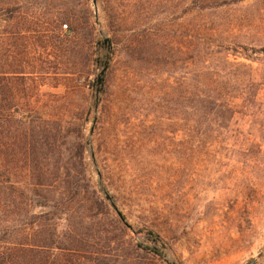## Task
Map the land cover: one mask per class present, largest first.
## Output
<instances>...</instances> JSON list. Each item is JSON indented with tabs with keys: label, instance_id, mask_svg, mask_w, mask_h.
Segmentation results:
<instances>
[{
	"label": "rangeland",
	"instance_id": "rangeland-1",
	"mask_svg": "<svg viewBox=\"0 0 264 264\" xmlns=\"http://www.w3.org/2000/svg\"><path fill=\"white\" fill-rule=\"evenodd\" d=\"M198 2L0 0V111L16 100L28 120L8 123L20 143L0 129V150L25 152L26 165L7 168L31 189L10 196L0 222L11 241L44 245L28 249L30 262L263 264L264 0L220 14L233 20L230 59L250 68L235 72L230 129L209 148L182 127L173 99L184 69L170 64L202 19L188 14ZM104 37L110 57L96 96ZM145 227L168 243L164 258L139 246L149 243Z\"/></svg>",
	"mask_w": 264,
	"mask_h": 264
},
{
	"label": "trees",
	"instance_id": "trees-1",
	"mask_svg": "<svg viewBox=\"0 0 264 264\" xmlns=\"http://www.w3.org/2000/svg\"><path fill=\"white\" fill-rule=\"evenodd\" d=\"M236 1L199 0L197 4L190 6L188 14L193 16V12H197L202 16V19L199 23L189 26L183 49L173 48L176 58H172L170 61V64L174 66L177 60L181 61L184 69L180 77L182 79L181 94L173 99L177 104V114L182 116L183 129L189 135L197 137L199 144L203 147L209 148L220 135L229 131L234 115L232 107V100L235 99L232 94L235 82L234 74L237 70L242 71L250 68V64L246 62L237 61L235 58L230 59L229 44L225 43V40L230 37L229 32L232 30L233 20L224 18L220 14ZM242 57L249 58L246 54ZM164 64L167 65V63ZM9 70L11 79L18 81L22 71L14 66ZM245 81V78H242L239 82L244 86ZM258 84L255 83V88ZM4 89L8 93L12 92L14 97L19 91L16 87L12 91L7 86H4ZM241 91L240 99L248 100L245 90ZM179 97L182 98L181 102ZM18 104L19 102L15 100L13 104L15 107L12 111L8 113L4 110L0 111V129L3 137L12 139V143H20L24 135L23 133L7 135L8 125L11 123L10 125L15 124L21 128L28 121L24 114L19 113ZM4 144L5 142H2V145ZM26 161L25 152L11 153L8 158V154L4 150H0V212L7 211L6 207L11 195L24 198V194L31 190L27 188V191L19 180H12L7 168L11 162H16V164L22 162L26 165ZM33 168L36 169V167ZM35 180L38 182H35L32 187L43 184L38 177ZM143 231L149 243L139 244V246L159 258H164L165 249L168 248L166 240L153 228L145 227ZM8 234L9 228L3 218V221L0 222V264H41L36 261L30 262L25 253L30 251L28 249L36 251L38 248H44L43 244L30 240L28 242L11 241Z\"/></svg>",
	"mask_w": 264,
	"mask_h": 264
},
{
	"label": "water",
	"instance_id": "water-1",
	"mask_svg": "<svg viewBox=\"0 0 264 264\" xmlns=\"http://www.w3.org/2000/svg\"><path fill=\"white\" fill-rule=\"evenodd\" d=\"M93 2L95 3L96 0H93ZM103 43L104 45H106V49H107V53L105 54V58L104 60L102 61V68L100 70V72L98 73L95 81H94V84L96 85V96H98L101 88H102V83H103V79H104V74H105V71L107 69V66H108V62H109V50L111 48V40L110 38L108 37H104L103 38ZM106 198H110L108 194L105 195ZM112 207L116 210L119 218L122 220V222H124L126 225H128V223L126 222L125 220V217L124 215L117 209V207L115 206L114 203H111Z\"/></svg>",
	"mask_w": 264,
	"mask_h": 264
},
{
	"label": "built area",
	"instance_id": "built-area-1",
	"mask_svg": "<svg viewBox=\"0 0 264 264\" xmlns=\"http://www.w3.org/2000/svg\"><path fill=\"white\" fill-rule=\"evenodd\" d=\"M263 264H264V258H263Z\"/></svg>",
	"mask_w": 264,
	"mask_h": 264
}]
</instances>
